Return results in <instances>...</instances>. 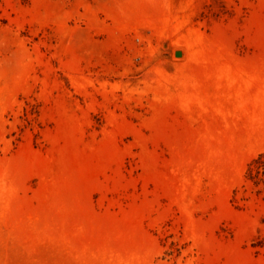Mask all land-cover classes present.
Segmentation results:
<instances>
[{
	"label": "rangeland",
	"instance_id": "1",
	"mask_svg": "<svg viewBox=\"0 0 264 264\" xmlns=\"http://www.w3.org/2000/svg\"><path fill=\"white\" fill-rule=\"evenodd\" d=\"M0 264H264V0H0Z\"/></svg>",
	"mask_w": 264,
	"mask_h": 264
},
{
	"label": "water",
	"instance_id": "2",
	"mask_svg": "<svg viewBox=\"0 0 264 264\" xmlns=\"http://www.w3.org/2000/svg\"><path fill=\"white\" fill-rule=\"evenodd\" d=\"M178 54H181V52H178Z\"/></svg>",
	"mask_w": 264,
	"mask_h": 264
}]
</instances>
